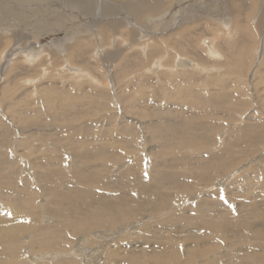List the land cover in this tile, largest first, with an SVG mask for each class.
<instances>
[{
	"label": "rangeland",
	"instance_id": "obj_1",
	"mask_svg": "<svg viewBox=\"0 0 264 264\" xmlns=\"http://www.w3.org/2000/svg\"><path fill=\"white\" fill-rule=\"evenodd\" d=\"M15 1L16 0H5L4 3L3 1L0 3V6L5 4V6H7L5 9L10 11V9H15V5L18 4ZM23 1L24 0L19 3V10L28 6V4L26 2L23 3ZM32 1L33 0H27V2ZM39 1L40 0H35L34 3ZM118 1L121 4L130 2L128 0ZM51 3L52 2H46L45 5ZM175 3L176 2L172 0L171 3H169L170 7L167 8V11H171V5ZM259 5L260 3L257 2L255 9L249 14L247 21H249L251 14V18H253L251 22L256 20L255 16L258 15L261 9ZM56 7L60 9L59 14L56 13ZM108 7L106 0H84L69 5L68 8L64 7L62 0H56L53 8H50L54 9L53 13H48L49 9L46 8L48 13L45 15L46 17L44 15L39 16L38 20L43 23L46 22L47 26L38 29L45 33L47 32L49 35L48 38L43 41L44 45L40 47H36L37 45L34 46L33 38L36 35V31L30 25H26V23L21 26L13 24L14 27L9 28L11 25L6 26L0 24L5 31H11L12 29V33L17 31L18 27H21L20 29L24 31L27 39V43L19 41L20 44L15 47H13L15 41L8 39L5 40L6 44L4 46L10 47L4 49L0 48V159L8 161L4 167L0 164V188L5 190L6 194H2V196L6 200H11L16 204L27 205L23 204L21 199L24 197L22 190L29 184L34 194L33 198L27 200V202L29 201L31 206L36 207L38 223L42 226H52L54 223H57L55 216L52 214L55 208V197L48 188V180H50L49 184H54L55 189L58 191L71 195L83 184V182L79 180L78 183L73 184L74 177L72 176H74V174L88 175L97 173L106 180L103 182L94 181L91 186L97 194H104L107 188V180L112 182L118 175H121L127 170L132 172L134 169L138 168L142 176L146 175L150 169V166H148L149 160L153 158L156 164L150 162V165H156L155 169L158 171L168 172L175 169L185 171L188 174H201L202 171L200 167L194 164V161L207 159L210 154H206L205 151L211 150L215 152L217 149L218 151L215 153L221 151L231 132L235 127L242 126L243 123L250 125L249 122H264V60L261 61V64H259L260 61H258L261 39L253 40L251 37L250 39L247 38L244 55L247 61L246 65L243 67L240 66V69H235L236 72L230 75L225 59H221L220 56H214V53L209 50V52H205L207 51V44L212 34L220 30L214 32L203 30L199 33L196 46L198 50L205 52V58L208 57L210 61L206 62L205 65L207 69L211 70L202 72L197 68H193V70L190 67L188 68L190 70L185 73L187 69L184 70L175 66L177 59L175 53L163 57V64L165 65L166 58L170 59L169 64L163 66L160 61V57L164 56L167 51L165 48V41L169 38L171 32L168 31L171 29L157 34L153 44L159 42L164 48H161L163 50L159 54L151 57L144 54L145 49H142L144 44L141 45L140 40L133 43V48H131V45L128 44L129 37L124 40H119L116 39V36L114 37L115 34L113 32L103 34L101 30H97L98 27H102L104 23L111 20L125 24L129 12H119L118 16L120 17H107L106 15L102 17L101 20L96 19L95 22H97V25L94 30H89V32L81 33L78 36H76L75 31H68L72 30V28L76 27L77 24L84 19L88 20L89 24L97 16L105 15V11ZM220 7H216L214 11V14L218 17L220 13L218 8ZM123 9H125V6ZM33 10L34 9H32V12ZM109 11L111 10L107 12ZM202 11H206V9ZM188 15L195 16L194 14ZM223 15L222 13V16ZM169 17L170 14L163 18L167 20ZM230 17L232 21L228 20L229 23L234 21L231 14ZM27 20H30V16L24 21ZM207 21L212 22L213 20L209 18ZM56 24H59V28L62 29L59 30ZM185 24L184 22L183 26ZM129 27L130 26H127L122 29L125 35H130V30H128ZM178 30L179 26L178 29L173 31ZM54 32H59V35L54 36ZM165 32L168 33L164 34ZM201 33L203 34L200 35ZM62 34L67 38L73 36L72 40L74 44L84 42V45L88 47V52L86 54L87 63H91L92 67L83 66L82 63H76L77 61H73V63L68 59V54H66L67 51L64 49L68 41H62ZM236 34L237 33H235L234 36ZM86 36H88V38H85ZM49 40L52 41V45H59L60 50L54 49L56 52L54 55H49L47 51H45L47 54L40 55V60L43 63L39 67H35V63H33L34 65L32 63L30 64V62H27L24 56H22L25 53L32 54L41 51L44 46L49 45ZM227 40H229V38H227ZM231 41L236 43L242 41V38L237 34ZM219 45H221L218 46L219 49H221L220 52H222L226 58V53L223 49H226L225 47L228 45V42L224 45L222 42ZM124 47L126 48L124 49ZM9 48H13L15 53L11 57H6ZM119 49H121L122 52H119L115 61H109L111 60V55L115 53V50ZM133 55H139L144 63H141L139 68L126 72L121 81L119 78L122 69L121 63L130 59ZM187 56L188 59L193 57L191 54ZM50 58H52V61ZM158 61L159 63H157ZM198 64L200 65V63ZM257 64L260 66L258 67V72L255 73L254 71L257 70ZM205 65L203 67H205ZM76 68L84 69L86 72H80ZM25 71H27V73L24 75ZM187 74L190 77L188 80L184 79L187 77ZM256 76L257 79L255 78V80L254 77ZM12 79L13 81L16 80L15 83L19 85L16 91L17 95L14 94L15 98H11L9 95L6 96L4 91V86H8L9 83L13 82ZM237 82L242 85H236ZM184 84L189 85L185 87ZM34 85L37 86L34 87ZM48 88L54 89L55 97L61 95H65L66 97H77L84 94L81 97V104L78 105L75 110L81 108L87 111L86 109L88 107V113L83 114V119L81 118L73 122L70 121V119L74 117V109L72 108L66 118L70 121L71 125L67 126L68 128L66 130L59 127L57 130L49 131V129H54L55 125H47V120L44 118L36 124L37 127H40V130H37L36 126L34 127L35 129L33 128L31 130L29 127L32 128V126H26V122H21L19 116H30L33 113L35 114L36 109H47V107H49L48 100L41 96V91ZM190 90L198 92L199 95L204 98L222 94L227 97L224 107L219 112H216V119L218 120L216 126L218 131L215 130L217 133V141L209 146L206 142V137L208 136L207 131L206 133L200 132V127L203 128L201 125L202 121L208 123L209 119L200 117V115L196 114L194 108L188 107L186 102L182 99V96L186 95L188 91L191 92ZM101 93H105L107 98L104 100L99 99L98 103L103 105L98 106L92 101L96 99L95 97L92 98V96ZM10 95L12 94L10 93ZM17 96L24 100L17 98ZM13 100H16L14 104ZM227 107L230 109V112L226 110ZM46 112L43 114L44 116ZM161 113L165 115L163 120L157 117V115ZM17 119H19V122L16 121ZM181 119H184V123L187 121L197 135L193 141H187L183 148H180V151H182L185 157V163H188V165H185V168L182 166L179 167L173 162L175 158L173 154L174 148H171V146L173 145L174 137H169L167 141V138H153V134H151L153 122L154 124H159L164 123L163 121L165 120L171 121ZM44 127L48 128L45 129ZM24 129L30 130L23 132ZM47 131H49L48 135L44 136ZM20 135L22 136L20 137ZM5 137L10 138V142L4 139ZM123 140H127L125 147H121V142ZM166 142L168 146H161V144H165ZM146 146L148 148L147 150L145 149ZM98 148L101 149L98 150ZM164 148H166V153L170 156H161L160 152ZM88 151H90L91 157L87 156ZM248 151L249 154L241 158L242 161L239 165L223 173L221 176L216 175L213 182L208 185L201 184L200 187H192L186 194L188 197L179 201L177 205H180V207H191L194 203H197V201L199 203L201 199L208 197L212 202L211 206L214 207L216 211H218L217 208L220 210L229 208L230 214L237 217L239 216L237 206L240 205V207L243 208V206H241L242 202L248 204L251 202L256 203L257 201L264 202V139L255 142ZM105 152L111 155L107 156L106 154V156H103ZM112 156L116 158L110 161L105 160L110 159L108 157L112 158ZM60 169L66 172L67 178L63 181L53 179L54 173ZM133 178L139 179V176H133ZM236 180H239V182H235ZM212 190H216L217 197L214 198V195L210 194L207 196L204 195L205 191ZM175 191L172 189L171 193ZM225 196L228 197V202L231 201L230 203H233V205L226 204L224 207H219L215 203L213 204V202L222 201ZM89 200L95 202L97 201V197L90 198ZM248 208L250 209V207ZM144 214L143 219H147L143 220L144 223L141 222L142 220L136 219L138 220L136 221L137 223H142L141 229L144 233H148L149 236H152L154 232L158 234L159 231H163L162 228L153 227V223H150L155 221L158 216L157 214L151 212ZM179 214H181L180 209L178 211H171L168 216ZM215 214L214 212H207L208 217ZM255 220L259 223V220ZM145 224L147 225L145 226ZM121 228H125V226ZM117 230L116 228L109 229L107 227L89 229L73 238L70 248L58 253L60 255H67L65 253L74 252V258L78 264H82L83 262H81L80 255H82L83 252L78 251L79 249H77L76 244H79L83 249L86 247L95 248L99 246L98 244L100 242V237L96 236V234H110L112 231ZM151 230L157 231H153L152 234L150 233ZM173 231H179V229L172 227L167 233L170 234V232ZM184 231V233L188 232L187 229ZM179 232L181 233V231ZM257 232L261 236L264 234V232L262 233V229ZM122 235L126 236L128 233L125 234L124 231L120 233V236ZM34 237V233L30 231H24L17 237V245L19 246L18 254L21 256L22 260V263L19 262L20 264H28L30 256H35L38 260L46 261V258L42 259L40 256L43 255V253H47L44 251L49 250L34 248ZM105 240L110 242L108 239ZM251 240L252 232L246 231L245 229L240 232L239 237L227 240L226 243L224 241L225 246L223 245L210 254L199 258L196 263L207 264L221 260L224 256L223 253L219 254L221 249H224L226 254H231L230 249L236 250ZM91 241H94L95 244L91 245ZM115 244L116 240L111 243L113 246H116ZM145 246H147V244L144 243L138 245V247ZM160 247L161 243L159 242L154 248L159 249ZM130 249L131 245L124 242L121 246V255L128 252ZM187 249L188 247L185 246L181 251L185 252ZM30 250H34V253L28 254ZM247 252H249V250H247ZM103 256H105V254H103ZM49 259L50 258H47L46 262L54 261H50ZM100 259L102 258H99V260Z\"/></svg>",
	"mask_w": 264,
	"mask_h": 264
},
{
	"label": "bare ground",
	"instance_id": "obj_2",
	"mask_svg": "<svg viewBox=\"0 0 264 264\" xmlns=\"http://www.w3.org/2000/svg\"><path fill=\"white\" fill-rule=\"evenodd\" d=\"M2 1L4 3L5 0H0V3ZM21 1L22 0H16L15 2L18 4L15 5V9H10V11L5 9L7 8L5 4L0 6V24L6 26L11 25L9 28H13L14 25H25V23L26 25H30L36 31V35L33 38L34 46L37 45L36 47H40L41 45H44L43 41H45L49 35L47 32L45 33L38 29L47 26L46 22L43 23L38 20L39 16L53 13L54 9L50 8H53L56 0H40L37 3H34L35 0L32 2L24 0L23 3L26 2L28 6L19 10L18 7L20 6L19 3ZM81 1L84 0H62L63 5L66 8H68L69 5ZM128 1L130 2L121 4L118 0H106L109 7L105 11V15L97 16L89 24L88 20L84 19L78 23L76 27L68 31H75L76 36H78L81 33H87L89 30H94L97 25V22H95L96 19L101 20L102 17L106 15L107 17H120L118 16L119 12H129L125 24L111 20L104 23L102 27H98L97 30H101L103 34L113 32L115 34L114 37L116 36V39L119 40H124L129 37L128 44L131 45V48H133V43L140 40V44H144L142 48L145 49L144 54L151 57L159 54L163 50L161 48H164L159 42L153 44L157 34H161L165 30L171 29L168 31L171 32V34L165 41V48L167 51L164 56L160 57L163 66L169 64L170 60L169 58H166L164 65L163 57L175 53L177 55L175 66L184 70L187 69L185 73L190 70L188 69L190 67L191 69L197 68L200 71L205 72L206 70H211L206 68L207 66L205 63L210 61L208 57L205 58V52L211 51L214 53V56H220L221 59H225L227 69L230 71L229 74L232 75L236 72L235 69H240L246 65L247 61L244 57L245 46L247 38L250 39V37L253 40L261 39L260 54L258 53V55H260L258 59V61H260L259 64L264 60V0H174L176 3L171 5V11H167V8L170 7L169 3H171L172 0ZM46 2L52 3L45 5ZM257 2L260 3L259 6L261 9L258 15L255 16L256 20L251 22L253 21L251 14L249 21H247L249 14L255 9ZM124 6L125 9H123ZM218 6H221L218 8L220 12L219 17L214 14L215 8ZM46 8L49 9L48 13ZM32 9H34L33 12ZM204 9H206V11H202ZM108 10L111 11L107 12ZM59 12V7H56V13L59 14ZM222 13L224 14L223 16ZM169 14L170 17L167 18V20L163 18L167 17ZM188 14H194L195 16H189ZM230 14L233 16L234 21L229 23L228 20L232 21ZM29 16L30 20L24 21L28 19ZM209 18L213 21L208 22L207 19ZM184 22L186 24L183 26ZM56 25H58L59 28V24ZM127 26H130L128 28V30H130V35H125L122 32V29ZM178 26L179 30L173 31L178 29ZM20 28L21 27H18V30L12 33V29L11 31H5L3 27L0 26V48L4 49L10 47L4 46L6 44L5 40L8 39L15 41L13 47L19 45V41L27 43L26 35ZM61 29L62 28H59V30ZM203 30H208L209 32L220 30L219 32H214L212 34L210 41L207 44L208 47L205 45L207 47V51L205 52H201L202 50H198L196 46L199 33ZM168 32H165L164 34ZM235 33L241 36L242 41L236 43L231 41V39L237 35L234 36ZM202 34L203 33L200 35ZM53 35L57 36L59 35V32H54ZM72 38L73 36L67 38L62 34V41H68L64 47L65 51H67L66 54H68V59L71 62L77 61L76 63H82L83 66L92 67V64L87 63L86 59L88 47L84 45V42L74 44ZM85 38H88V36ZM227 38H229V40H227ZM49 41V45L44 46L41 51L32 54L25 53L22 56H24L25 60L30 62V64L35 63V67H39L43 63L40 60V55L47 54L45 51H47L49 55H54L56 53L54 49L60 50L59 45L54 46L51 44L52 41ZM222 42L223 45L228 42V45L225 47L226 49H223L225 50L226 58L223 53L220 52L221 49L218 47L221 46L219 44ZM125 48L126 47H124V49ZM120 51L122 52L121 49L115 50V53L111 55V60L109 61L114 62ZM14 53V49L9 48L6 57H11ZM190 54L193 55V57L188 59L187 55ZM52 58H50V60ZM142 60L143 59H140L139 55H133L130 59L121 63L122 69L119 77L120 80L124 78L126 72L139 68L141 63H144ZM157 63H159V61ZM204 65L205 67H203ZM259 66L257 64V70L254 71L255 73L258 72ZM76 69L80 72L85 71L80 68ZM26 73L27 71H25L24 75ZM255 78L257 79V76L254 77V79ZM184 79H190L189 75L187 74V77ZM16 80L13 82L10 81L11 83H9L8 86H4L6 96L9 95L11 98H15L14 94H16L19 86L15 83ZM188 85L189 84H184L185 87ZM236 85L242 84L237 82ZM35 86L37 85H34V87ZM190 91L191 92H187L188 95H183L182 99L186 102L188 107H193L196 114L200 115V117L203 119H209L208 123L202 121L201 125L203 128L200 127L201 133H206V131L208 133L206 142L209 146L217 141V133L215 130L218 131V128L216 127L218 120L216 119V112H219L224 107L227 97L222 94L219 96L212 95L209 98H204L199 95L198 92ZM10 93L13 96L10 95ZM82 95L77 97H66L65 95L55 97V91L53 88L43 89L41 91V96L47 98L49 107H47V109H36L35 114L33 113L30 116L22 115L19 116V119L23 123L26 122V126H32V128L29 127L31 130L36 126L37 122H40L43 118L47 120V125H55V128L49 129V131L57 130L59 127L66 130L68 128L67 126L71 125L70 121L75 122L76 120L81 119L83 114L88 113V107L86 109L87 111H84L81 108L75 110V108L81 104ZM94 97L96 99L92 101L96 105L101 106L103 104L98 103V100H104L107 98V95L101 93L92 96V98ZM17 98L21 99L18 96ZM15 102L16 100H13V104ZM72 108L74 109V117L68 121L66 118ZM226 110L230 112L228 107ZM45 112L46 114L44 116L43 114ZM157 117L162 118L163 120L165 115H162L161 113L158 114ZM19 119L16 121L19 122ZM163 122L164 123L159 124H154L153 122L151 126V134H153V138H167V141L169 137H174L173 145L171 146V148H174L173 154L175 158L173 159V162L177 166L185 168V165H188V163H185V157L183 156L182 151H180V148H183L187 141H193L197 135L187 121L184 123V119L171 121L165 120ZM249 124L250 125L243 123L242 126L235 127L221 151L217 153L215 152L218 151V149L215 150V152L211 150L205 151L206 154H210L207 159L194 161V164L200 167V170L202 171L201 174H188L185 171L175 169L168 172L158 171L155 169L156 165H152L156 164L155 159L153 158L152 160H149L146 157L149 160L148 166H150L149 172L146 175L142 176L140 174L141 171L138 168L134 169L132 172L127 170L121 175H118L112 182L107 180V188L104 194H97L91 186L94 181L103 182L106 180L97 173H91L88 175L74 174V176H72L74 177L73 184L78 183V180L83 182V184L71 195L58 191L55 189L54 184H49L50 180H48V188L55 197V208L52 214L55 216L57 223H54L52 226H42L38 223L36 207L31 206L29 201L27 202V200L33 198L34 194L33 189L29 184L24 190H22L24 197L21 199V202L27 205L16 204L11 200H6L2 196V194H6V192L4 189L0 188V264L22 263L21 256L18 254L19 246L17 245V237L24 231L34 233V248L49 250L44 251L47 253L42 252L43 255H41L40 258H46V261L47 258H50V261L54 260L46 262L44 260H38L35 256H30L28 264H31V262L32 264H78L74 258V252L65 253L68 257L67 255H60L58 252L70 248L73 238L82 234L84 231L104 227L109 229L116 228L118 230L112 231L110 234H96V236L100 237V242L98 244L99 246L95 248L86 247L83 249L79 244H76L77 249H79L78 251L83 252V254L80 255L81 262H83L82 264H198L196 262L199 258L219 249L227 240L239 237L240 232L245 229L246 231L252 232L251 241L245 245L243 244V246L236 250L230 249L231 254H226L225 250L221 249L219 254L223 253V259L207 264H264V234L261 236L257 232L261 229L262 233L264 232V202L257 201L256 203L251 202L249 204L242 202L241 206H243V208H241L240 205L237 206V211L239 212V216L237 217L230 214L231 212H229V208H223L224 210L217 208L218 211H216L215 208L211 206L212 202L208 197L201 199L199 203L197 201V203H194L191 207H180V205H177L179 201L188 197L186 194L192 187L197 188L200 187L201 184L208 185L213 182L216 175L221 176L223 173L239 165L242 161L241 158L249 154L248 150L251 149L254 143L264 139V122H249ZM44 128L46 129L48 127ZM30 129H24L23 132ZM37 130H40V127H37ZM49 131H47L44 136H47ZM21 136L22 135H20V137ZM4 139L10 142V138L5 137ZM126 142L127 140H123L121 142V147H125ZM166 144L167 142L161 144V146H168ZM99 149L101 148H98V150ZM145 149H148L147 146ZM106 154L107 153L105 152L103 156H106ZM160 154L162 157H167L168 154L166 153V148H164ZM108 155L110 156L111 154H107V156ZM87 156L91 157L90 151H88ZM108 158L110 159L105 160L110 161L116 157L112 156V158ZM150 162L152 163L151 165ZM6 163H8L7 160L0 159V164H2L3 167ZM133 176H139V179L133 178ZM66 178V172L60 169L54 173L53 179L63 181ZM235 182H239V180H236ZM172 189L176 191L171 193ZM216 193V190L205 191L204 195H214L213 197L215 198L218 196ZM93 197H97V201L93 202L89 200ZM230 202H228V197L225 196L222 201L213 202V204L215 203L219 207H224L226 204H231ZM231 205H233V203ZM248 207H250V209ZM179 209L181 214L168 216L171 211H178ZM147 212L158 215L155 221L150 223H153V227H158L159 229L162 228L163 231H159L158 234L157 232H154L153 234V231L157 230H151L150 233L153 234L152 236H149L148 233L142 231L143 220H147L143 219L145 215L144 213ZM207 212H214L216 214L208 217ZM136 219L142 220V223H137L136 221L138 220ZM255 219L259 220V223H257ZM146 225L147 224H145V226ZM122 226H125V228H121ZM172 227L179 229L181 233L179 231H173L170 232L171 235L168 234L167 232ZM185 229H187V233H184ZM124 231L125 234L128 233V235L120 236V233ZM105 239H108L110 242ZM115 240L116 246L111 245ZM124 242L131 245V249L121 255V246ZM159 242L161 243V247L159 249L154 248ZM90 243L91 245L95 244L94 241H91ZM141 243L147 244V246L138 247ZM185 246L188 247V249L185 252H182L181 250ZM247 250H249V252H247ZM31 253H34V250L28 252V254ZM103 254H105V256H103ZM99 258L102 259L99 260Z\"/></svg>",
	"mask_w": 264,
	"mask_h": 264
}]
</instances>
